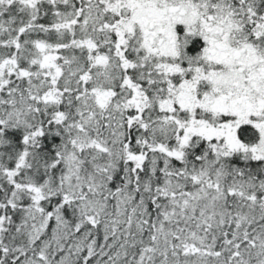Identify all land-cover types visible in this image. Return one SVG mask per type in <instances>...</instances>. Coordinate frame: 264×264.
<instances>
[{
	"label": "snow or ice",
	"instance_id": "6c2138e0",
	"mask_svg": "<svg viewBox=\"0 0 264 264\" xmlns=\"http://www.w3.org/2000/svg\"><path fill=\"white\" fill-rule=\"evenodd\" d=\"M0 264H264V0H0Z\"/></svg>",
	"mask_w": 264,
	"mask_h": 264
}]
</instances>
